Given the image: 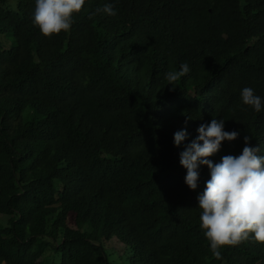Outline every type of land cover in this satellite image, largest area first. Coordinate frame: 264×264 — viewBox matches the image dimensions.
I'll return each mask as SVG.
<instances>
[{"label": "trees", "instance_id": "1", "mask_svg": "<svg viewBox=\"0 0 264 264\" xmlns=\"http://www.w3.org/2000/svg\"><path fill=\"white\" fill-rule=\"evenodd\" d=\"M14 1L0 0V35L14 41L0 40V264H110L113 240L126 264H264L251 239L213 255L197 199L210 170L193 191L180 164L214 117L239 133L214 164L246 136L264 156V0H86L51 38L34 25L36 0ZM106 3L116 16L96 11ZM245 87L260 112L243 105ZM58 212L75 226L54 236Z\"/></svg>", "mask_w": 264, "mask_h": 264}, {"label": "clouds", "instance_id": "2", "mask_svg": "<svg viewBox=\"0 0 264 264\" xmlns=\"http://www.w3.org/2000/svg\"><path fill=\"white\" fill-rule=\"evenodd\" d=\"M86 0H36L34 25L42 35L51 38L61 32H68L73 25V17L81 13ZM108 16H116L112 3H106L96 10ZM190 72L187 62L179 70L165 74L169 85H174ZM241 100L256 112L262 109V98L254 89L241 90ZM198 137L180 154V164L187 170L185 182L196 191L199 187V168L203 165L210 170V179L199 202L200 228L210 242L213 255L220 259V249L237 246L250 239L264 244V156L260 149L252 147V137H245V146L238 156L226 155L220 163L210 159L221 150L224 141H235L237 131H225V120H211L197 129ZM188 137L186 130L174 134L175 145L179 147Z\"/></svg>", "mask_w": 264, "mask_h": 264}, {"label": "rangeland", "instance_id": "3", "mask_svg": "<svg viewBox=\"0 0 264 264\" xmlns=\"http://www.w3.org/2000/svg\"><path fill=\"white\" fill-rule=\"evenodd\" d=\"M9 5L16 10V3L14 0H9ZM0 40L4 48L9 49L14 45V41L7 38L6 35H0ZM23 117L25 119L31 120L33 118L30 113H24ZM63 214V215H62ZM8 221V216L0 215V226L6 225ZM74 221H73V215L66 214L64 212H58L54 219L51 220L49 224L48 232L51 235H57L58 230H62L65 227H74ZM88 227H82V231H85ZM89 229V228H88ZM105 250L107 252V255L109 256L108 260L110 264H126L127 257H126V250L124 249V246L117 242V241H111L110 243H107L104 245ZM55 264H59V258L55 259ZM54 264V260H53ZM223 264H232L231 261H225Z\"/></svg>", "mask_w": 264, "mask_h": 264}]
</instances>
